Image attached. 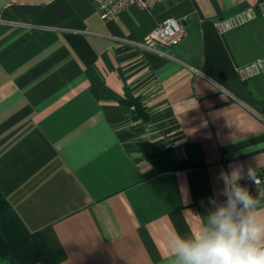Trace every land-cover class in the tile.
Wrapping results in <instances>:
<instances>
[{"label": "crops", "instance_id": "crops-1", "mask_svg": "<svg viewBox=\"0 0 264 264\" xmlns=\"http://www.w3.org/2000/svg\"><path fill=\"white\" fill-rule=\"evenodd\" d=\"M262 1L105 20L91 0H0V195L57 264H170L171 236L226 199L221 174L264 168V74L236 70L264 56V15L214 27ZM171 16L185 35L164 54L144 42ZM167 150L190 166L157 172L147 153Z\"/></svg>", "mask_w": 264, "mask_h": 264}, {"label": "clouds", "instance_id": "clouds-1", "mask_svg": "<svg viewBox=\"0 0 264 264\" xmlns=\"http://www.w3.org/2000/svg\"><path fill=\"white\" fill-rule=\"evenodd\" d=\"M250 179H255L249 170ZM226 199L206 214L207 223L191 237L173 234L170 264H264V215L259 201L239 183L241 174H221ZM216 205L215 200L210 201Z\"/></svg>", "mask_w": 264, "mask_h": 264}, {"label": "built area", "instance_id": "built-area-1", "mask_svg": "<svg viewBox=\"0 0 264 264\" xmlns=\"http://www.w3.org/2000/svg\"><path fill=\"white\" fill-rule=\"evenodd\" d=\"M97 8L102 19L113 20L122 11L131 6H138L142 9L153 10L158 3L168 0H91ZM264 15V1L257 5H250L242 8L231 15L214 20L219 34L239 27L240 25L249 24V22ZM184 24L178 18L171 16L158 23L147 36L146 45L151 49L167 54L168 49L180 43L185 35ZM238 77L247 81L251 77L264 74V56L254 59L246 64L237 65ZM255 179H250L248 175L241 177L239 183L246 187L254 199L259 201V206L264 207V168H259L253 172ZM257 208V209H258Z\"/></svg>", "mask_w": 264, "mask_h": 264}, {"label": "trees", "instance_id": "trees-1", "mask_svg": "<svg viewBox=\"0 0 264 264\" xmlns=\"http://www.w3.org/2000/svg\"><path fill=\"white\" fill-rule=\"evenodd\" d=\"M136 106H139L135 99ZM157 172L190 166L172 158L171 150L147 153ZM41 232L26 228L8 200L0 195V264H57Z\"/></svg>", "mask_w": 264, "mask_h": 264}]
</instances>
